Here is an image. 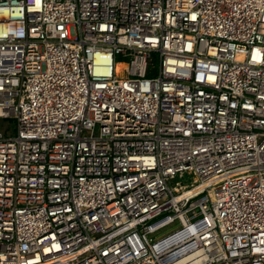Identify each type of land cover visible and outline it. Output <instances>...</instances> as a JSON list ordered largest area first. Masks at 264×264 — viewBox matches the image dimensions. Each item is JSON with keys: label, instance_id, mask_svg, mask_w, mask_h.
I'll return each mask as SVG.
<instances>
[{"label": "built area", "instance_id": "built-area-1", "mask_svg": "<svg viewBox=\"0 0 264 264\" xmlns=\"http://www.w3.org/2000/svg\"><path fill=\"white\" fill-rule=\"evenodd\" d=\"M0 119V264H264V0H0Z\"/></svg>", "mask_w": 264, "mask_h": 264}, {"label": "rangeland", "instance_id": "rangeland-1", "mask_svg": "<svg viewBox=\"0 0 264 264\" xmlns=\"http://www.w3.org/2000/svg\"><path fill=\"white\" fill-rule=\"evenodd\" d=\"M118 69H119V72H122V65H119ZM15 126H16V123L12 119H0V129L8 128L10 133L15 134L13 131ZM191 178L192 176H188V175L185 176V179L190 180Z\"/></svg>", "mask_w": 264, "mask_h": 264}]
</instances>
